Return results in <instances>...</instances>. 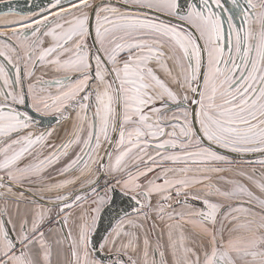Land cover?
Listing matches in <instances>:
<instances>
[{
	"label": "snow or ice",
	"instance_id": "obj_1",
	"mask_svg": "<svg viewBox=\"0 0 264 264\" xmlns=\"http://www.w3.org/2000/svg\"><path fill=\"white\" fill-rule=\"evenodd\" d=\"M26 4L0 0V264H264V0Z\"/></svg>",
	"mask_w": 264,
	"mask_h": 264
},
{
	"label": "water",
	"instance_id": "obj_2",
	"mask_svg": "<svg viewBox=\"0 0 264 264\" xmlns=\"http://www.w3.org/2000/svg\"><path fill=\"white\" fill-rule=\"evenodd\" d=\"M13 4H18L22 10H27L26 0H12ZM31 3H41L42 0H30Z\"/></svg>",
	"mask_w": 264,
	"mask_h": 264
},
{
	"label": "rangeland",
	"instance_id": "obj_3",
	"mask_svg": "<svg viewBox=\"0 0 264 264\" xmlns=\"http://www.w3.org/2000/svg\"><path fill=\"white\" fill-rule=\"evenodd\" d=\"M18 19L16 16H0V24L8 23Z\"/></svg>",
	"mask_w": 264,
	"mask_h": 264
},
{
	"label": "flooded vegetation",
	"instance_id": "obj_4",
	"mask_svg": "<svg viewBox=\"0 0 264 264\" xmlns=\"http://www.w3.org/2000/svg\"><path fill=\"white\" fill-rule=\"evenodd\" d=\"M46 79L49 78V77H45Z\"/></svg>",
	"mask_w": 264,
	"mask_h": 264
}]
</instances>
